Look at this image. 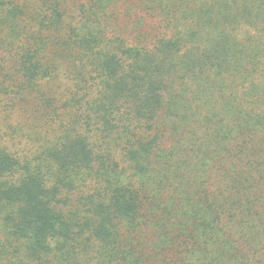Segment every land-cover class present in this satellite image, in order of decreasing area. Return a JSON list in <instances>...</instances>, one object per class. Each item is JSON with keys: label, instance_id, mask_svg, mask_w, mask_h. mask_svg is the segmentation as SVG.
<instances>
[{"label": "trees", "instance_id": "1", "mask_svg": "<svg viewBox=\"0 0 264 264\" xmlns=\"http://www.w3.org/2000/svg\"><path fill=\"white\" fill-rule=\"evenodd\" d=\"M0 264H264V0H0Z\"/></svg>", "mask_w": 264, "mask_h": 264}]
</instances>
